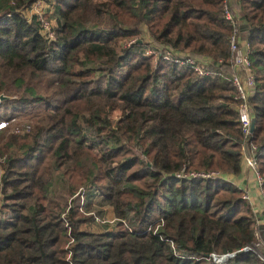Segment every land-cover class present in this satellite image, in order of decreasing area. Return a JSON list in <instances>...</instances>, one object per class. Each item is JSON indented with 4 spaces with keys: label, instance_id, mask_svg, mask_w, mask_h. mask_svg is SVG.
<instances>
[{
    "label": "trees",
    "instance_id": "trees-1",
    "mask_svg": "<svg viewBox=\"0 0 264 264\" xmlns=\"http://www.w3.org/2000/svg\"><path fill=\"white\" fill-rule=\"evenodd\" d=\"M37 2L48 11L29 17ZM226 6L249 46L248 143L264 179V0H0V264H264L212 257L255 239L243 189L175 176L242 172ZM105 207L114 227L95 231Z\"/></svg>",
    "mask_w": 264,
    "mask_h": 264
},
{
    "label": "built area",
    "instance_id": "built-area-1",
    "mask_svg": "<svg viewBox=\"0 0 264 264\" xmlns=\"http://www.w3.org/2000/svg\"><path fill=\"white\" fill-rule=\"evenodd\" d=\"M42 4V2H38ZM227 19L232 23V37L230 43V69L232 71L233 82L238 89L239 96L237 97L240 101L238 106V116L239 121L241 123L242 131H243V139L241 142L242 152H243V160L245 165L250 168L255 176V181L257 186L261 192V203L256 204L253 201L252 196L246 190L242 195L243 199L248 201L253 211L256 215L257 219V228L255 232V239L242 247L237 252H230L222 255L213 254L212 257L215 262L224 263L229 258L234 257L238 252H251L257 255L260 260L264 262V236L259 229V226H264V192L262 189L264 179L260 174L257 158H256V151L257 146L255 144H250L248 141L250 140V135L252 134V115L249 107V97L254 88L255 84V77L252 70V64L249 59V46L246 44L245 46H240V40L238 38L237 33V22L234 16L231 14L228 6L225 8ZM39 16V15H38ZM43 27L47 32H50V24L47 22H43ZM52 35V34H51ZM167 58H171L174 63L178 64L181 67H186L193 69L197 72L200 76H206L209 74L207 67L204 65H209L208 60H200L190 56L189 54H182L174 52L173 50H168L166 52ZM8 125V121H1L0 128H5ZM177 178H187V179H194V178H220L225 181H230L228 174L221 173L219 171H187L185 168L181 169L180 171L175 173ZM239 187V186H238ZM83 196V194H82ZM82 202L84 201V197H82ZM94 215V219L97 222H107L106 220L102 219L99 215L92 212Z\"/></svg>",
    "mask_w": 264,
    "mask_h": 264
},
{
    "label": "rangeland",
    "instance_id": "rangeland-1",
    "mask_svg": "<svg viewBox=\"0 0 264 264\" xmlns=\"http://www.w3.org/2000/svg\"><path fill=\"white\" fill-rule=\"evenodd\" d=\"M50 6L44 2H42V4H39L38 2L36 4H34V6L32 7V9L30 11H27L26 14H28V16L30 17L32 14H36V15H39L40 18L44 17L46 12L48 11L47 9L49 8ZM48 23V22H47ZM144 38L145 37V34H146V30L144 29ZM146 40H148L146 38ZM245 44L243 45H240V46H245ZM204 66H208V65H204ZM43 95L45 97H48V95L44 94ZM50 100V99H49ZM45 110V107L43 105H40V107H34L32 108L28 114L26 115H23L21 117H17V120L16 122H13L11 123L10 125H12V127H17L19 126L18 124L20 123H24V124H31V123H34L36 120V117H38V115L40 113H44V115H46V112L44 111ZM8 127V126H7ZM6 128V127H5ZM244 161V160H243ZM98 208V206H94V210L96 211ZM104 211H105V214H102L100 215V217L104 220H106L107 222H97L95 221V223L93 222L91 225H92V229L95 230V231H102L108 227H114V222H115V217H114V213L112 212V210L108 207H105L104 208ZM97 212V211H96ZM111 225V226H107V225Z\"/></svg>",
    "mask_w": 264,
    "mask_h": 264
},
{
    "label": "crops",
    "instance_id": "crops-1",
    "mask_svg": "<svg viewBox=\"0 0 264 264\" xmlns=\"http://www.w3.org/2000/svg\"><path fill=\"white\" fill-rule=\"evenodd\" d=\"M232 183L239 186L243 190H247L255 201L256 204L261 203V192L255 181V176L253 171L245 165L243 161L242 172L238 175L229 176Z\"/></svg>",
    "mask_w": 264,
    "mask_h": 264
},
{
    "label": "water",
    "instance_id": "water-1",
    "mask_svg": "<svg viewBox=\"0 0 264 264\" xmlns=\"http://www.w3.org/2000/svg\"><path fill=\"white\" fill-rule=\"evenodd\" d=\"M4 99H5L4 96H1V97H0V101H2V100H4ZM254 128H255V118H252V131L254 130Z\"/></svg>",
    "mask_w": 264,
    "mask_h": 264
}]
</instances>
